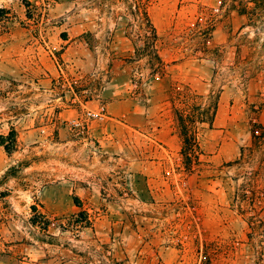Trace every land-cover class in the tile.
<instances>
[{"label":"rangeland","instance_id":"obj_1","mask_svg":"<svg viewBox=\"0 0 264 264\" xmlns=\"http://www.w3.org/2000/svg\"><path fill=\"white\" fill-rule=\"evenodd\" d=\"M254 1L0 0V264H264Z\"/></svg>","mask_w":264,"mask_h":264},{"label":"trees","instance_id":"obj_2","mask_svg":"<svg viewBox=\"0 0 264 264\" xmlns=\"http://www.w3.org/2000/svg\"><path fill=\"white\" fill-rule=\"evenodd\" d=\"M255 7L251 11L248 10L247 7H245L242 11H240L243 15L249 14L254 19L257 17V12L261 9H264V0H255L254 1ZM144 20L146 21L145 24L153 31L154 38L158 39V34L156 29L153 27L150 18L144 10ZM255 11V12H253ZM139 54H145L147 53V49L139 48ZM154 60L155 63H153V68L155 72H161L162 69H164V62L162 60V57L159 54V51H156L154 54ZM184 92V104L187 106L193 104V101L197 98V95H195L192 90L189 88L185 89ZM173 102H175L177 99H182L181 93L179 91L174 90L173 91ZM177 96V97H176ZM183 101V100H182ZM218 108V97H215L214 99L209 101L208 106L204 109V112L202 113L204 116L202 117L201 123L208 124L209 129H212L215 122L216 112ZM177 121H178V128H179V135L182 138L183 141V156L185 157V160L189 161L187 167L191 169L192 164L194 163V157H196L197 149L200 148L199 144V128L197 127L194 119V114H186V110L182 108H178L174 106ZM0 147H4L7 153L11 154L14 152L16 147V134L15 132H11L8 135H0Z\"/></svg>","mask_w":264,"mask_h":264}]
</instances>
